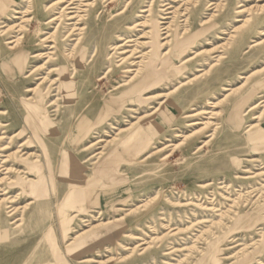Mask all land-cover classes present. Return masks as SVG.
Here are the masks:
<instances>
[{
	"label": "rangeland",
	"instance_id": "rangeland-1",
	"mask_svg": "<svg viewBox=\"0 0 264 264\" xmlns=\"http://www.w3.org/2000/svg\"><path fill=\"white\" fill-rule=\"evenodd\" d=\"M263 132L264 0H0L1 230L9 241L42 229L28 258L264 264ZM26 158L47 191L21 233L7 213L32 201L11 202L15 181L36 183ZM74 178L83 212L62 208Z\"/></svg>",
	"mask_w": 264,
	"mask_h": 264
},
{
	"label": "bare ground",
	"instance_id": "bare-ground-1",
	"mask_svg": "<svg viewBox=\"0 0 264 264\" xmlns=\"http://www.w3.org/2000/svg\"><path fill=\"white\" fill-rule=\"evenodd\" d=\"M170 9V7L168 8ZM167 9V10H168ZM170 14V13H169ZM82 18V17H80ZM164 30H167V29H164ZM81 32L83 31V29L80 30ZM159 31H160V27L156 26L155 27V40H154V46L158 45V40H159ZM82 35V34H80ZM8 45L10 46L9 47V50L11 51H16L18 50L19 48H21L22 46V38L21 37H14V39H12L11 41L8 42ZM124 48V47H123ZM25 49V48H23ZM126 50V49H125ZM220 50V49H219ZM21 53V51L19 52ZM26 53V52H25ZM18 54V52L16 53ZM15 54V56H16ZM84 55V54H83ZM14 56V57H15ZM81 57V56H80ZM22 58L21 54L17 55V57H15L11 63L7 64L6 67L8 68L9 71L11 72H14L16 70V68L18 67L19 65V61L20 59ZM25 58V57H24ZM81 59V58H80ZM221 59V58H219ZM218 59V60H219ZM171 60V59H170ZM22 62V61H21ZM167 62V63H166ZM8 63V62H7ZM168 65L169 64V59L167 61H165V65ZM23 65V64H22ZM164 65V67H166ZM23 71V69H22ZM70 86H71V83H70ZM139 86L136 85V88ZM67 91L65 94H67V97H69V100L68 102H74V99H73V96H74V89L73 87L71 86L69 88V86L66 88ZM61 91H63L61 89ZM131 91V90H130ZM139 91V88L136 89V94L137 93H140V92H137ZM63 93V92H62ZM131 95V94H130ZM134 98V97H133ZM125 99V98H124ZM136 100H140L141 99V96L140 97H136L135 98ZM111 102L112 104H116V102H114L113 100H108V103ZM125 104V103H124ZM31 105V104H30ZM118 105V104H117ZM107 108V111L104 115L107 116L108 113H110V106L108 107L107 105L105 106ZM167 107V106H166ZM34 108H37V106H29V111L33 110ZM239 110V109H237ZM113 112V111H112ZM212 114V112H211ZM40 117L42 116V122L47 124L46 126L50 125L49 123V115L44 112L38 114ZM38 116V118H40ZM83 119L86 118V116L82 117ZM41 119V118H40ZM82 119V120H83ZM87 119V118H86ZM40 121V120H39ZM85 122V121H84ZM26 128H24V132H26ZM76 132V134H75ZM71 137L72 139L74 138H79L81 136H84V135H88V133L90 131H88V129H80L78 131H75ZM79 132V133H78ZM264 133V132H263ZM99 141H102V140H99ZM151 142V141H150ZM94 145L96 144H92L90 147L88 148H91L93 147ZM87 148V149H88ZM5 152V151H4ZM22 162L21 163H24L25 165H23L26 169V173H24V175H28V176H31L30 174L31 173H36L38 174V177L36 179V183L34 182H31V181H28L27 178H22V179H19L18 181H15L14 183V186H21L20 188V191H18V194L16 195V197L11 201L13 203L16 204V202L19 203V201H23L24 199L27 200L28 197L30 195H34L35 196V201L34 202H30L28 203V205H26L25 207H11V209L8 211V217L7 218H10L11 221L14 220V222L12 223L13 227L16 226V230L17 232H21L29 227L31 225V222H29L26 218V216L23 214L24 211L28 210L29 209V206L32 205V204H36V203H40L42 202L41 200L38 201L37 199L38 198H42V180L45 179V176H44V172L42 170V163L40 161H34L32 162L31 160L29 159H22L21 160ZM48 163H50L49 159L47 160ZM5 163V162H4ZM3 164V163H2ZM27 166V167H26ZM2 168V167H0ZM4 168V166H3ZM30 173V174H29ZM50 179L53 180V175H52V172L50 171ZM70 183V182H69ZM73 186V185H72ZM76 186V185H75ZM79 187V186H78ZM1 188V187H0ZM71 188V187H69ZM5 190V189H4ZM13 193V192H12ZM9 194V192L5 193V195L7 196ZM14 194V193H13ZM6 201H8L9 199L5 198ZM24 200V201H25ZM28 201V200H27ZM30 201V200H29ZM86 204L84 203V201L82 200V195H80L79 193L78 194H75L74 196L70 195L69 197L65 198V201L63 202V205H62V208L67 210V211H71L73 209H79V212H83L86 210ZM68 208V209H67ZM22 211V212H21ZM64 211V210H63ZM21 215L19 218L18 216ZM2 215H0V257L4 254V251H3V247H17L20 243H22L21 245H23V247H21L19 250H16L17 252H15V255H14V260L12 262H10V264H42V255H41V251L38 253V257L35 259V254L33 253L31 255L30 258L29 257V254L31 253V251L33 250V248L36 246V244L38 243V240L41 236V230L42 229H39L40 231H38L35 235L33 236H23V235H20V236H17V237H14L12 239H8L4 238V235L2 234V226H3V221H2ZM4 218H6L4 216ZM37 223V222H36ZM35 223V224H36ZM108 224V223H107ZM112 224V223H111ZM6 230V229H5ZM3 230V231H5ZM13 230H15L13 228ZM20 233V234H21ZM80 236V235H79ZM78 236V237H79ZM135 239H138L137 237H135ZM55 241V240H54ZM6 242H7V245H6ZM5 244V245H4ZM75 242H71L68 247L69 248H72L73 246H75ZM145 244V243H144ZM147 244V243H146ZM125 250H128V248L124 247ZM147 248V247H146ZM5 249V248H4ZM73 249V248H72ZM148 249H150L148 247ZM8 252L10 251V249L7 250ZM19 251V252H18ZM134 252V250H133ZM6 254V253H5ZM132 255V254H131ZM131 257V256H130ZM59 258V257H58ZM33 259V260H32ZM57 260V259H56ZM67 261V260H66ZM92 260H83L81 262H84V263H89L91 262ZM0 264H9V263H6L5 260H0Z\"/></svg>",
	"mask_w": 264,
	"mask_h": 264
},
{
	"label": "crops",
	"instance_id": "crops-1",
	"mask_svg": "<svg viewBox=\"0 0 264 264\" xmlns=\"http://www.w3.org/2000/svg\"><path fill=\"white\" fill-rule=\"evenodd\" d=\"M81 120V119H80ZM82 122H84V121H86V118L85 119H83V120H81ZM82 137V136H81ZM81 137H79V139L81 138ZM75 140H78V138L76 139V138H74ZM74 139H72V140H74ZM89 149V148H88ZM88 149H85V150H88ZM64 155L65 156H67L68 155V152H64ZM48 166H49V173H50V171L52 172V167H51V164L50 163H48ZM42 170H43V166H42ZM44 172V171H43ZM53 173V172H52ZM44 176H45V174H44ZM55 180V179H54ZM54 180H50V181H52V183H53V185H54ZM73 185V186H72ZM76 185V186H75ZM79 185H77V183H76V179L74 178L72 181H70V183H69V187H71V188H69V191L67 192V194L63 197V201H62V203L65 201V198H67V197H69L70 195H72V196H74L75 194H80V195H82V200L84 201V203L86 204L87 202L86 201H88V192H84V191H82V187L81 186H79ZM54 187V186H53ZM47 191V179L45 178V179H43L42 180V198H44V194H45V192ZM60 196V195H59ZM29 198L32 200L31 202H34L36 199H35V196L33 195H30L29 196ZM42 198H38L37 200L38 201H42ZM68 209V208H67ZM74 210H76V211H79L78 209H73V210H71V211H74Z\"/></svg>",
	"mask_w": 264,
	"mask_h": 264
}]
</instances>
